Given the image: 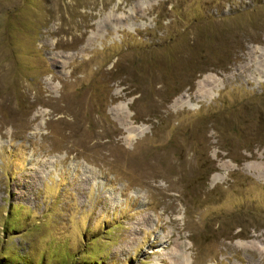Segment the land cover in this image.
Masks as SVG:
<instances>
[{
  "label": "rangeland",
  "instance_id": "1",
  "mask_svg": "<svg viewBox=\"0 0 264 264\" xmlns=\"http://www.w3.org/2000/svg\"><path fill=\"white\" fill-rule=\"evenodd\" d=\"M184 263L264 264V0H0V264Z\"/></svg>",
  "mask_w": 264,
  "mask_h": 264
},
{
  "label": "bare ground",
  "instance_id": "2",
  "mask_svg": "<svg viewBox=\"0 0 264 264\" xmlns=\"http://www.w3.org/2000/svg\"><path fill=\"white\" fill-rule=\"evenodd\" d=\"M117 114L120 117V120L123 122L122 125H124L126 131H128L129 133H133V131L137 129V127L133 126L130 118L126 115V112H124V110H121V108H119Z\"/></svg>",
  "mask_w": 264,
  "mask_h": 264
}]
</instances>
